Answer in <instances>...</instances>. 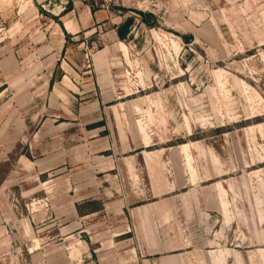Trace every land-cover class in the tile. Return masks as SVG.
<instances>
[{
	"label": "rangeland",
	"instance_id": "1",
	"mask_svg": "<svg viewBox=\"0 0 264 264\" xmlns=\"http://www.w3.org/2000/svg\"><path fill=\"white\" fill-rule=\"evenodd\" d=\"M0 264H264V0H0Z\"/></svg>",
	"mask_w": 264,
	"mask_h": 264
},
{
	"label": "trees",
	"instance_id": "2",
	"mask_svg": "<svg viewBox=\"0 0 264 264\" xmlns=\"http://www.w3.org/2000/svg\"><path fill=\"white\" fill-rule=\"evenodd\" d=\"M143 16V22H145L146 23V19H144V17H145V15H142ZM145 20V21H144ZM130 23V20L129 21H127L126 23H125V26H127L128 24ZM180 38H181V40L182 41H185V42H187L188 43V40H190L191 39V36L189 35V36H180Z\"/></svg>",
	"mask_w": 264,
	"mask_h": 264
},
{
	"label": "built area",
	"instance_id": "3",
	"mask_svg": "<svg viewBox=\"0 0 264 264\" xmlns=\"http://www.w3.org/2000/svg\"><path fill=\"white\" fill-rule=\"evenodd\" d=\"M102 2H106V1H109V0H101Z\"/></svg>",
	"mask_w": 264,
	"mask_h": 264
}]
</instances>
